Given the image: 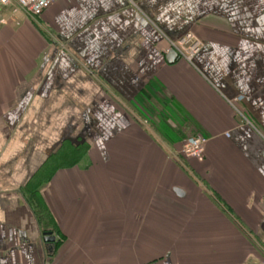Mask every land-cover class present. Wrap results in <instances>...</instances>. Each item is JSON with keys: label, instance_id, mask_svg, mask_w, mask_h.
<instances>
[{"label": "crops", "instance_id": "1", "mask_svg": "<svg viewBox=\"0 0 264 264\" xmlns=\"http://www.w3.org/2000/svg\"><path fill=\"white\" fill-rule=\"evenodd\" d=\"M189 32L193 65L169 63L162 34ZM153 82L170 106L135 112ZM194 133L202 161L181 154ZM162 259L264 264V0L0 4V264Z\"/></svg>", "mask_w": 264, "mask_h": 264}, {"label": "built area", "instance_id": "2", "mask_svg": "<svg viewBox=\"0 0 264 264\" xmlns=\"http://www.w3.org/2000/svg\"><path fill=\"white\" fill-rule=\"evenodd\" d=\"M60 0H0L2 6L11 7L14 12L23 11L32 18L41 17L44 12ZM167 41V53L175 51L178 57L193 65L194 59L204 47L203 41L194 33L189 32L179 39H171L162 34ZM236 102V101H234ZM232 102V103H234ZM207 140L201 136L187 139L182 146L181 153L188 159L202 161L204 159ZM151 264H179L169 259H162Z\"/></svg>", "mask_w": 264, "mask_h": 264}, {"label": "trees", "instance_id": "3", "mask_svg": "<svg viewBox=\"0 0 264 264\" xmlns=\"http://www.w3.org/2000/svg\"><path fill=\"white\" fill-rule=\"evenodd\" d=\"M178 59H180V58H178ZM148 102H151V103L157 102L162 107L163 106L164 107L170 106V104L167 101L166 95L164 93L163 87L159 83H157V82L150 83L145 88V90L143 91V93L137 95V97L135 98V100L131 103V107L133 108V110L135 112L141 113L142 112L141 107L142 108L143 107H146L147 104H148ZM192 135L193 136H190L187 139L200 136L198 133H194ZM201 137H203V136H201ZM182 146H183V144H182ZM181 150H182V148H181ZM62 151H63V149H62ZM57 159H58V157H56V156H53L52 157V161H51L52 162L51 165L53 167L52 168V171H54L55 168L63 165V163H61L60 165L59 164L58 165H55V162L60 160V159H58V160ZM43 182L44 181L38 182V180H37L36 182H33V184H30V185L27 186L28 194L30 196L29 197L30 199H34L35 197H38L39 196V190L41 189V186L43 185ZM30 199H29V201H30ZM36 199H38V198H36ZM30 204L32 205L31 207L33 208V210L35 211L37 220L39 222L43 218H46L49 215V213L46 210H44V208H39L38 209V208L34 207L33 206L34 204H33V201L32 200L30 201ZM58 244L59 243H57V241H56L55 242V247L56 248L58 247Z\"/></svg>", "mask_w": 264, "mask_h": 264}, {"label": "water", "instance_id": "4", "mask_svg": "<svg viewBox=\"0 0 264 264\" xmlns=\"http://www.w3.org/2000/svg\"><path fill=\"white\" fill-rule=\"evenodd\" d=\"M177 59H178V55L175 51H171L168 53L167 61L169 63H174ZM55 241H56V238L53 235V233L46 232L44 234V242L48 245V251L50 253H54Z\"/></svg>", "mask_w": 264, "mask_h": 264}, {"label": "rangeland", "instance_id": "5", "mask_svg": "<svg viewBox=\"0 0 264 264\" xmlns=\"http://www.w3.org/2000/svg\"><path fill=\"white\" fill-rule=\"evenodd\" d=\"M190 136H193V135H190ZM66 147L67 146H63V159H67V157L72 154L76 155L77 157L83 156L85 150L86 151L89 150V149H85L81 147H73V148H66ZM63 166H67L66 163H63Z\"/></svg>", "mask_w": 264, "mask_h": 264}]
</instances>
